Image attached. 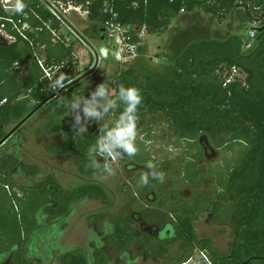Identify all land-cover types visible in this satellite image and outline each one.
Segmentation results:
<instances>
[{"label": "trees", "instance_id": "16d2710c", "mask_svg": "<svg viewBox=\"0 0 264 264\" xmlns=\"http://www.w3.org/2000/svg\"><path fill=\"white\" fill-rule=\"evenodd\" d=\"M54 1L72 3L88 12L89 26L84 31L87 39L105 38L113 25L123 31V45L127 49L134 46L137 52L142 51L143 34L164 35L175 20L196 10L220 25L242 10L243 19L260 24L254 29V41L237 34L191 42L175 59L169 78L130 68L79 90L82 74L74 62L72 40H67L71 32L57 36L59 41L51 32L59 33L64 23L47 9L43 0H24L27 7L23 14L6 11L0 2V25H5L16 38L10 46L0 45V123L5 127L16 123L15 129L31 113L44 107L55 108L45 131L51 136L61 133L63 139L52 145L50 152L74 157L80 175L90 178L99 174L89 166L88 148L95 144L100 127L91 121L90 130L82 138H73L72 128L61 129L59 118L68 114V103L88 97L102 82L107 83L112 98L121 85L137 87L143 96L138 109V133L150 138L157 127L163 126L165 142L169 147L178 144L176 148L181 153L161 167L152 157H132L139 163H154L156 171L165 174V181L160 183L149 176V183L141 187L138 181L142 173L138 174L131 180L136 190L129 206L121 216L103 222L99 228L102 235L94 233L91 241H104L114 248V257L120 259L126 253L130 260V250L135 247L141 257L170 262L172 246L181 243L184 250L180 251L178 263L186 262L192 256L189 252L198 248L209 254L212 264H264V0ZM11 18L21 30L25 24L30 29L22 30V36L12 30L8 22ZM41 53L48 69H58L53 79L59 71L71 77V83L66 82L67 87L61 89L63 103H58L47 87L49 80L40 65ZM16 63L19 67H15ZM233 68L238 69L241 77L227 83ZM123 107L119 104L101 121L110 120L111 127ZM29 120L13 135L4 165L10 170L9 178L0 173V182L4 184L0 194V238L4 240L1 247L8 246L15 252L22 247L14 256L15 264H48L47 260H55L59 252L64 264H116L104 252L99 251L95 257L91 252L83 255L68 251L60 243L76 205L88 200L110 204L101 186L87 183L65 190L54 177L34 188L17 182L18 176L29 179L39 174L36 166L23 167L17 153L21 148L20 130ZM205 141L219 150L239 145L242 157L225 172L218 166L206 170L201 164ZM176 170L180 176L169 179L167 175ZM205 180L207 187L203 185ZM149 193L152 195L145 198ZM23 204L29 205L33 214L27 216ZM208 209L216 223L235 230V246L228 256L219 255L210 240L196 235L194 221ZM139 214L152 226L155 235L140 230L134 216ZM103 219V215L96 214L88 221ZM4 256H11V252Z\"/></svg>", "mask_w": 264, "mask_h": 264}, {"label": "rangeland", "instance_id": "374dc122", "mask_svg": "<svg viewBox=\"0 0 264 264\" xmlns=\"http://www.w3.org/2000/svg\"><path fill=\"white\" fill-rule=\"evenodd\" d=\"M45 1L49 5H56L57 10L65 17L66 24L61 25V30L57 33V36L61 37V35L71 32L69 36L74 46V62H76L78 70L82 74L79 78V82H81L78 86L79 90L85 89L97 79L108 78L117 73L127 71L130 68L143 70L152 76L169 78L172 74L175 59L191 42L221 39L237 34L244 35L248 39L250 31L260 27V24L256 21L243 19L242 10L234 12V16L229 17L222 25L208 15L206 16L200 10H196L191 15L184 18L179 17L175 20L166 36L143 34L142 51L130 54L125 51V48L121 49L117 32L112 29H109L106 32L105 38L101 40L87 39L84 31L89 26L88 15L81 8H77L80 10L65 12L64 7L55 3L54 0ZM55 39L58 40L59 38L55 37ZM254 40L251 39V41ZM245 49H249V47L246 46ZM102 51L107 53L105 57L102 56ZM119 53H121V58L118 56ZM40 60L44 65L43 67L47 68L45 66L46 57L44 54L40 57ZM57 71L58 69L55 68L54 74ZM238 76L241 77V74H238ZM55 113V108L44 107L34 118L32 117L33 119L31 118L32 120L30 119L23 126L19 137L21 148L17 151L18 157L23 167L25 165H35L40 168L41 174H49V172L55 174V171L58 172L63 186L68 190H73L87 183L97 184L103 188L109 197L110 204L104 205L101 202L88 200L76 205L68 225L64 228V236L60 243L63 247L69 249L68 251H77L83 255L91 252V255L95 257L101 251L110 260L115 261L116 264H124L127 258H115L113 247L108 246L104 241L98 244L93 243L91 236L96 232L102 235L99 229L100 225L103 222H110L111 219L121 216L123 209L129 206L132 195L136 190L131 180L140 173L149 172L150 170L146 167L148 163H139L134 158L125 156L113 164L116 173L114 176L104 178V176L98 174L90 178L82 177L74 158L64 159V161L58 163L55 156L49 152V147L57 139L49 137L45 132V127L50 122V117ZM59 122L63 129L72 128L73 118L71 115L61 116ZM96 123L101 127L102 125H109L111 122L110 120H106ZM15 126L16 123H13L9 127H6V132L12 131ZM91 126L92 122L90 121L87 125V132ZM161 129H163V126L157 127V131L150 138L138 133L136 140L137 147L139 148L138 155L156 159L159 167L165 161L179 157L181 153L176 148L178 144L175 147L168 146V143L165 142L166 140L162 136ZM202 145L204 147V157L202 163H200L206 170H209V167L218 166L222 172H225L243 154V149L239 145H237L238 152L236 147L230 150L216 149L208 141H205ZM0 153L2 152L0 151ZM12 153L11 155H13ZM178 175V171L176 170L173 174L167 176L169 179H174ZM43 179L41 176H30L29 181H26L23 177H19L16 180L25 187L32 186L34 188ZM203 185L207 187L206 180ZM183 190L185 193L186 189L184 188ZM22 194L23 192L19 193L20 196ZM151 195L149 193L145 198ZM142 203L145 204L146 200H143ZM23 208L26 210L27 216L31 215V213L33 214V211H29V205L23 204ZM96 214L103 215L104 219L90 223L88 219ZM134 216L138 219L141 231H152V226L146 224L140 214ZM194 227L197 237L199 239L210 240L219 255H230L236 242L235 230L232 226L216 223L213 220L212 211L208 209L194 221ZM181 245V243H177L172 246L174 256L179 255L180 251L184 250ZM198 251L199 249L195 248L189 254L194 255ZM129 259L135 261L136 264H165L164 261L158 259L141 257L135 247L130 250ZM47 262L48 264H64L60 252L55 260L48 259ZM170 264H174V262Z\"/></svg>", "mask_w": 264, "mask_h": 264}, {"label": "clouds", "instance_id": "9594fccd", "mask_svg": "<svg viewBox=\"0 0 264 264\" xmlns=\"http://www.w3.org/2000/svg\"><path fill=\"white\" fill-rule=\"evenodd\" d=\"M27 5L24 0H14L8 9L13 14H23ZM71 77L59 71L55 79L49 77L48 89L57 92L65 89ZM58 103H63V97L58 95ZM119 102V103H118ZM143 103V96L140 89L135 86L119 87L115 98L111 97L109 87L106 82L98 84L88 97L76 98L66 105L67 115L73 118L72 130L73 138L83 137L87 133V125L90 121L100 122L110 112H114L119 104H123V111L114 121L113 125H102L95 144L88 148L89 166L97 170L104 178L114 176L113 164L123 159L125 156L134 157L138 154L136 140L138 137V109ZM101 158L100 162L97 158ZM146 167L150 170L141 174L138 186H146L149 183V176L160 183L165 181V174L156 171V165L149 162ZM127 254H124L126 258ZM125 264H136L135 261L125 259Z\"/></svg>", "mask_w": 264, "mask_h": 264}, {"label": "built area", "instance_id": "2783aa9c", "mask_svg": "<svg viewBox=\"0 0 264 264\" xmlns=\"http://www.w3.org/2000/svg\"><path fill=\"white\" fill-rule=\"evenodd\" d=\"M13 0H0V2L3 4L4 6V9L6 11H8V9L11 7L10 6V3L12 2ZM43 2L46 4V7L47 9L60 21H62L64 24L65 23V17L63 14H61L58 10H57V6L54 5V4H47L45 0H43ZM55 3H57L58 5H61L62 7H64V11L65 12H72L73 10H80V9H77V8H81V7H77L75 6L74 4L72 3H68V4H65L63 2H56L54 1ZM85 14L88 15V12L84 11ZM8 22L12 25V30H16L18 33H20L22 36H23V33H22V30H25V29H30V27L25 24L23 26V29L21 30L19 27H18V23L15 22V20L13 18L11 19H8ZM20 22V21H19ZM109 29H112L113 31H116L117 32V36H118V42L121 46V49L122 48H125V51L127 53H130V54H134L136 53V48L134 46H130L128 47V49L123 45V42H122V35H123V31L118 28V27H114L113 25H111ZM41 31V30H40ZM52 34L57 37V32H55L54 30H51ZM256 33L257 31L256 30H252L250 31L249 33V38L250 39H254L255 36H256ZM0 34L7 40L9 41L10 43H14L16 41V38L9 33V31L6 29V26L5 25H0ZM120 49V51H121ZM106 52L102 51V56L105 57L106 56ZM119 58H121V53L118 54ZM102 57V58H103ZM40 65L41 67L44 69V73L46 75V78L49 80V77H51L53 79V74H54V69H45L43 67V64L41 63L40 61ZM15 67H19V64L16 63L15 64ZM239 74V71L238 69L236 68H233L232 69V73H231V76L230 78L227 80V83H231L232 81H234V78L236 76H238ZM58 95H61V89L58 90L57 92H53V98H58L57 96ZM5 189L10 192V187L6 186ZM202 262H204L205 264H212L211 262V259L209 257V254L205 251H198L197 255L196 256H191L186 262H183V263H178V264H201Z\"/></svg>", "mask_w": 264, "mask_h": 264}, {"label": "flooded vegetation", "instance_id": "af4514ba", "mask_svg": "<svg viewBox=\"0 0 264 264\" xmlns=\"http://www.w3.org/2000/svg\"><path fill=\"white\" fill-rule=\"evenodd\" d=\"M7 45V46H10L11 44H14V43H10L9 41H7L1 34H0V45ZM5 126L0 123V132L2 133V136L0 138V151L2 153H0V173L1 175L3 176V178H9L10 176V170L8 168H5L4 165H5V160L8 158L9 156V145L7 144L8 143V140L3 142L4 139L7 137V135L9 134V132H6L5 130ZM17 132V131H16ZM15 132V133H16ZM102 161V159H101ZM103 162V161H102ZM4 187V184L3 182H0V194L2 195L3 194V191H2V188ZM146 232V231H145ZM147 233H150L151 235L154 234L153 233V230L150 231V232H147ZM4 243V240L2 238H0V264H15L14 263V256L16 255V253L18 251H21L22 250V247H19V249L15 251H13L12 248L6 246L5 248L1 247L2 244ZM9 252H11V256L7 257V256H4V255H7ZM22 253H26V250H24ZM6 258V259H5Z\"/></svg>", "mask_w": 264, "mask_h": 264}, {"label": "crops", "instance_id": "0c3cea01", "mask_svg": "<svg viewBox=\"0 0 264 264\" xmlns=\"http://www.w3.org/2000/svg\"><path fill=\"white\" fill-rule=\"evenodd\" d=\"M207 16V15H206ZM232 16H234V15H232ZM210 17V16H209ZM181 18H184V17H182L181 16ZM168 33V32H167ZM165 36H166V33L164 34ZM164 35H161V36H164ZM157 36V35H156ZM68 41L69 40H71V38L69 37L68 39H67ZM37 113H39V112H37ZM37 113H35V115H33L32 117L34 118L36 115H37ZM55 115V114H54ZM31 117V118H32ZM30 118V119H31ZM32 118V119H33ZM31 119V120H32ZM60 123V122H59ZM27 124V123H26ZM25 124V125H26ZM6 127H9V126H6ZM23 128V127H22ZM22 128H21V130H20V132H22ZM14 129V128H13ZM61 129H63L62 127H61ZM65 129V128H64ZM13 131V130H12ZM9 133L11 132V131H8ZM46 132V131H45ZM15 134V133H14ZM13 134V135H14ZM46 134H47V132H46ZM11 136L9 139H8V145L9 146H11V142L13 141L12 139L15 137V136ZM49 137H51V138H56L57 139V141L55 142V143H53L52 145H55V144H57V143H60L61 141H62V139H63V137H62V134L61 133H59V134H57V135H55V136H51V135H49V134H47ZM51 145V146H52ZM50 146V147H51ZM50 147H49V152H50ZM20 150V149H19ZM12 151H15V150H12ZM51 153V152H50ZM52 155H54L55 156V158L57 159L56 161L59 163V162H62V161H64V159H68V158H74V157H72V156H63V155H57V154H53V153H51ZM10 155V154H9ZM26 166V165H25ZM24 166V167H25ZM35 166V165H34ZM37 167V166H36ZM38 169H39V174L37 175V176H41L42 178H44L41 182H44L48 177H54L58 182H59V184H60V186L63 188V189H65V190H68V189H66L64 186H63V184H62V181L60 180V178H59V174H58V172H56L55 171V174H51L50 172H49V174H41L40 173V168L38 167ZM79 171V170H78ZM82 176V175H81ZM19 177H25V176H18V178ZM83 177V176H82ZM87 178V177H86ZM26 181H29V179L28 178H24ZM40 182V183H41ZM82 186V185H81ZM198 253V252H197ZM197 253L196 254H194L193 256H196L197 255ZM180 254L181 253H179V255H176V256H174L173 255V253H172V259H171V261L170 262H165V264H170V263H172V262H174V264H178V258L180 257ZM201 264H205L204 262H202Z\"/></svg>", "mask_w": 264, "mask_h": 264}, {"label": "water", "instance_id": "95a60500", "mask_svg": "<svg viewBox=\"0 0 264 264\" xmlns=\"http://www.w3.org/2000/svg\"><path fill=\"white\" fill-rule=\"evenodd\" d=\"M98 62V61H97ZM35 112L31 113L24 121H22L15 129H13V131H11L7 137L4 139L3 142L7 141L28 119H30L32 117V115H34Z\"/></svg>", "mask_w": 264, "mask_h": 264}]
</instances>
